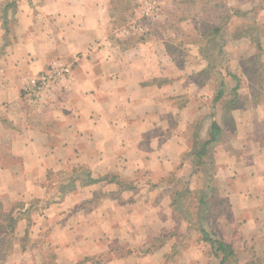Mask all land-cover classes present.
Wrapping results in <instances>:
<instances>
[{
	"label": "crops",
	"instance_id": "1",
	"mask_svg": "<svg viewBox=\"0 0 264 264\" xmlns=\"http://www.w3.org/2000/svg\"><path fill=\"white\" fill-rule=\"evenodd\" d=\"M257 8L264 53V7ZM113 13L111 0H0V205L5 213L21 203L26 209L38 202L41 209L30 222L19 221L13 263L31 256L30 246L52 251L56 263H214L210 245L187 220L190 213L176 212L175 194L183 188L198 194L213 179L215 195L221 191L230 206L222 240L234 247L242 223L244 240L261 235L264 88L242 98L240 82L233 126L222 123V102L214 119L204 118L212 85L176 82L190 77L189 68L163 64L153 43L120 35ZM62 62L72 67L70 79L38 104L26 102L27 79ZM233 82L226 78L225 99ZM202 120V140L213 120L223 134L196 165L193 126ZM229 129L233 140L225 148ZM210 156L215 169L207 180ZM80 169L131 188L121 191L111 181L81 186ZM74 181L76 188L61 196L60 186ZM225 214H216V223Z\"/></svg>",
	"mask_w": 264,
	"mask_h": 264
},
{
	"label": "rangeland",
	"instance_id": "2",
	"mask_svg": "<svg viewBox=\"0 0 264 264\" xmlns=\"http://www.w3.org/2000/svg\"><path fill=\"white\" fill-rule=\"evenodd\" d=\"M111 2L114 9L113 14L117 18L113 26L114 30L119 29L120 35L129 33L136 38L141 37L153 43L158 59L163 64L189 68L190 77L185 75V79L179 78L176 82L182 83L186 80L196 86L199 79L196 78L197 72L195 71L201 67L206 69L216 66L218 70H222L221 73H226L228 70L235 71L237 77H240V82L244 84L241 90L242 98L249 97L251 93L253 95L255 92L260 93L256 87L261 88L264 84V53L257 51L255 44L250 41L249 37L244 36V32L249 34L250 29L259 28L261 33L257 18L261 17L262 13L257 10V7L259 4L264 7V0H111ZM232 17L235 20H229ZM219 25L223 26L222 37L216 38L212 29ZM254 33L252 32L251 35L253 36ZM219 45L223 47L222 56L218 53ZM205 54L209 58H206ZM214 59H216L215 62H213ZM220 79L219 75H212L209 82H219ZM233 83L235 84L236 81ZM192 91H195V88ZM213 95L211 96L210 93L206 104L209 114ZM209 114L202 117L208 118ZM227 133V138L221 144L225 148L230 147V142L233 140L231 129ZM207 159L204 171L205 178L208 180L213 176L215 168L209 165L213 158L210 156ZM222 182V185L229 186L227 181L222 180ZM216 183L220 184V179H217ZM220 192L217 191L218 196H214L210 201L215 206L213 209L215 217H218L216 216L218 213H226L225 218L223 222L216 223L217 219L210 216L209 230H215L219 239L222 240L228 237L225 223L230 219L228 217L230 206L226 195ZM38 205L36 204L33 208L31 216L40 214L38 212H41V209ZM178 205V208L175 207L176 212L190 213L194 221L197 220L198 213H201V208L198 206V194L186 195L185 200ZM30 207L31 204L26 206V209ZM239 226L233 236L237 258L231 259L229 264H264V224L261 235L250 243L249 236L244 240L243 223ZM28 240L29 237L27 242ZM30 248L32 255L26 260L13 263V254L7 256L6 260L0 264H44V262L46 264H69L56 263L52 251L39 252L38 247L30 246ZM206 251L203 250V252ZM213 261V264L218 263L217 260L213 259ZM95 262L98 261L93 263L78 261L70 264H95Z\"/></svg>",
	"mask_w": 264,
	"mask_h": 264
},
{
	"label": "trees",
	"instance_id": "3",
	"mask_svg": "<svg viewBox=\"0 0 264 264\" xmlns=\"http://www.w3.org/2000/svg\"><path fill=\"white\" fill-rule=\"evenodd\" d=\"M231 18H229L230 20ZM228 21V20H227ZM223 26L219 25L217 27H214L212 29L213 34L215 37H222L223 32ZM255 32L252 36L251 33ZM245 37H249L250 41L253 42L257 48V50L261 53L262 52V46L260 43V31L259 28H254L249 30L248 32H244ZM130 39L135 38L134 35L129 36ZM129 41V40H127ZM131 41V40H130ZM138 41H144L143 38H138ZM219 55H223V47L219 45ZM206 58H209L207 54H205ZM216 59H214L213 62H215ZM222 70H218L216 66H210L201 72L197 73L196 78H198V82L196 84H211L212 88L214 90L213 99L211 102V113L209 114V117L214 119L216 114V108L217 105L222 102V108H223V125L224 127L230 125H234L231 113L234 110H237L241 108L240 100H239V89H240V80L232 73L230 70H228L226 73H221ZM219 75L221 78L220 81H215L213 83L209 82L211 81L212 75ZM232 78L235 80L238 84L236 87H234L230 93L229 96L225 99L226 95V78ZM214 86V87H213ZM264 88V84L262 86ZM264 91V89H263ZM203 128V120L198 121L194 124V140H193V157L199 162H197L196 165H201V159L203 157L208 156L209 149L213 144H217L221 136L223 134L222 127L213 120L210 126V132H209V139L208 140H202L199 136V133H201V130ZM197 173V171H195ZM78 177L81 178V186L88 185V184H96L102 181H111L114 183H117L119 185L120 190H126L130 189V185L128 182L119 180L117 177L113 178H103V179H93L90 172L86 169H80L77 171ZM211 178V177H210ZM209 183L206 184L205 190L198 192V203L199 207L201 208V213H198L197 221L192 220V215L187 216V220H189L190 224H193V226H196L200 232L201 240L205 243H208L211 247V254L215 257V259L218 261V264H229L231 259H236V251L233 247V245L219 239L217 234L213 230H209V216H214L213 209H215V206L211 204L212 198L216 195V187L213 184V179H209ZM76 182L74 181L71 187H64L60 186V194L61 196H65L66 194L70 193L72 190L76 188ZM190 188H183L176 192L175 194V200L174 204L175 207L178 208V203H181L185 200V196L191 194ZM36 204H39L38 202H32L31 207L24 209L25 203H21L17 208H19L20 211H16L17 208L10 212L5 213L2 210V207L0 205V262L5 261L7 256L13 255L15 251V247L18 243V240L16 238V230L19 221L23 220L24 218H27V220L30 222L31 212ZM46 206L49 205V202H46ZM24 209V211H23ZM186 211V210H185ZM215 217V216H214ZM216 218V217H215ZM195 222V223H193ZM30 224V223H29ZM28 239V230L26 231L25 236L20 240L22 251L24 252L26 250L25 244ZM85 261H89V259H85ZM99 264L100 261L95 262V264Z\"/></svg>",
	"mask_w": 264,
	"mask_h": 264
},
{
	"label": "built area",
	"instance_id": "4",
	"mask_svg": "<svg viewBox=\"0 0 264 264\" xmlns=\"http://www.w3.org/2000/svg\"><path fill=\"white\" fill-rule=\"evenodd\" d=\"M71 73L69 64L62 62L51 65L48 70L27 79L22 89L23 99L32 105L38 104L53 89L68 81Z\"/></svg>",
	"mask_w": 264,
	"mask_h": 264
}]
</instances>
